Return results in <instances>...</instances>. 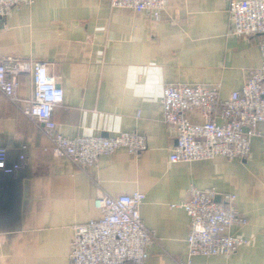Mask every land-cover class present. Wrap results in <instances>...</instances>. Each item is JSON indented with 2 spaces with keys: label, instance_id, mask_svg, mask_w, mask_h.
Wrapping results in <instances>:
<instances>
[{
  "label": "crops",
  "instance_id": "1",
  "mask_svg": "<svg viewBox=\"0 0 264 264\" xmlns=\"http://www.w3.org/2000/svg\"><path fill=\"white\" fill-rule=\"evenodd\" d=\"M230 0H169L156 19L147 11L113 7L110 0H34L0 18V59L46 62L64 89L54 112L60 132L111 136L137 132L147 148H120L87 171L55 156L40 126L0 91V147L7 163L0 179V264H71L77 226L98 219L94 200L143 192L144 224L156 236L147 264H180L188 256L190 188L237 195L249 223L237 231L250 241L227 256H195L193 264H264V142L252 139L245 160L171 163L176 134L164 119L169 85H220L227 98L261 67L260 36L239 37L229 21ZM23 104L33 97L32 74H22ZM194 119L203 121L195 113ZM26 155L21 161V154Z\"/></svg>",
  "mask_w": 264,
  "mask_h": 264
},
{
  "label": "built area",
  "instance_id": "2",
  "mask_svg": "<svg viewBox=\"0 0 264 264\" xmlns=\"http://www.w3.org/2000/svg\"><path fill=\"white\" fill-rule=\"evenodd\" d=\"M169 0H110L113 7L147 11L161 18ZM34 0H0V18ZM229 21L232 33L239 37L260 36L263 54L261 67L249 71L246 82L224 98L220 85H169L164 88V119L176 134L177 144L170 152L171 163L211 160L225 156L245 160L251 155L252 139L264 142V0H230ZM32 74L33 97L23 104L20 97L22 74ZM0 91L18 105L23 114L36 123L49 138V150L66 156L81 170L96 167L103 155L126 148L140 154L147 148L146 137L137 132H119L111 136H64L54 112L64 102L65 92L46 62H30L7 57L0 59ZM199 114L203 121L194 119ZM26 155L21 154V161ZM21 162L8 165L7 150L0 147V169L12 173ZM188 198L172 206L184 207L190 218L187 238L188 256L180 264H193V257L231 256L249 243L237 231L249 223L237 206V195L224 194L218 200L215 187H192ZM143 192L110 195L100 192L94 200L100 210L93 219L75 229L71 264H147L148 247L156 236L144 224L141 208Z\"/></svg>",
  "mask_w": 264,
  "mask_h": 264
},
{
  "label": "water",
  "instance_id": "3",
  "mask_svg": "<svg viewBox=\"0 0 264 264\" xmlns=\"http://www.w3.org/2000/svg\"><path fill=\"white\" fill-rule=\"evenodd\" d=\"M16 171L12 173H5L3 170L0 169V179H8L10 175H13ZM220 200V198H218Z\"/></svg>",
  "mask_w": 264,
  "mask_h": 264
}]
</instances>
